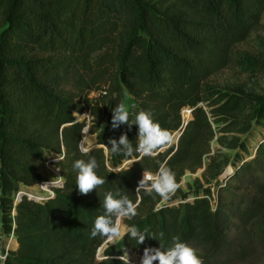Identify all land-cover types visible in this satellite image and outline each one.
<instances>
[{"label":"trees","instance_id":"16d2710c","mask_svg":"<svg viewBox=\"0 0 264 264\" xmlns=\"http://www.w3.org/2000/svg\"><path fill=\"white\" fill-rule=\"evenodd\" d=\"M263 13L264 0H0V237L12 236L16 244L0 264H125L115 247L103 251L108 261H97L107 239L91 236L109 191L138 203V214L123 223L147 230L143 244L122 239L127 251L139 257L146 247L166 251L175 238L196 247L204 264L247 260L250 230L264 219V141L250 159L239 154L233 163L226 156L218 162L209 154L214 140L248 153L244 142L226 136L249 133L252 121L264 130V96L241 88L220 92L207 80L232 65L234 47ZM252 65L247 69L264 74V65ZM125 93L132 101L129 124L139 111H150L177 135L154 156L134 152L131 166V158L103 146L121 134L136 146L135 125L111 126ZM183 109H191L187 121ZM83 114L89 124L78 119ZM86 127L95 142L89 150L80 148ZM93 157L105 184L81 195L73 164ZM45 163L58 169L61 181L38 201L30 187L46 181L38 170ZM161 164L179 184L186 172L204 168L210 179L228 166L225 180L252 195L237 201L221 187L229 200L213 208L210 188L191 199L179 188L168 201L136 193L143 171L155 173Z\"/></svg>","mask_w":264,"mask_h":264},{"label":"rangeland","instance_id":"374dc122","mask_svg":"<svg viewBox=\"0 0 264 264\" xmlns=\"http://www.w3.org/2000/svg\"><path fill=\"white\" fill-rule=\"evenodd\" d=\"M233 63L229 67L219 71L207 80V84L217 89L220 92L232 91L236 88H241L245 93H252L256 96H264V74H260L257 71L253 72L247 69L252 68V61L264 65V13L261 16L258 26L251 32L248 39L238 44L233 49ZM92 97L95 94H91ZM128 110L132 106L131 98L125 93L124 103ZM190 116L184 115L185 121L189 119ZM86 119L87 124H89L90 117L87 114L78 116V119ZM228 139L231 137L238 138L241 142H244L248 153L244 154L239 150L229 149L226 145H220L215 140L212 141L211 147L213 152L209 156H216L218 162L222 160L223 156L228 157L230 162H235L234 158L237 155H242L243 158L250 159L255 155L256 145L260 141H264V130L259 128L254 121L251 122L250 132L247 134L240 133V129L231 132L226 136ZM177 135L172 136V142L175 143ZM95 146L94 135H91L86 127L83 130V138L80 143V148L83 150H89ZM209 156L204 159L205 164L209 161ZM221 175L215 176L214 178L205 179L203 178L204 168L198 169L194 173L186 172L181 179L180 189L184 193L189 194L191 199L194 192H199L202 189L210 188L211 196L210 202L213 208H215L217 202L226 204L228 202V192L220 191L221 187H228L231 190L237 201L241 197L251 196L252 190L245 185L238 184L237 181L228 182L225 180L224 173L229 170L228 166L220 165ZM39 172L45 177L46 181L30 187V193L38 201H43V199L52 194L53 189L61 181V174L58 169L49 163H45L39 167ZM231 171V170H230ZM16 198V195H15ZM229 235L231 239L239 242L237 230L230 229ZM253 235V243L249 246L252 251L251 256L245 261H235L232 264H264V219L258 220L254 223L251 228ZM108 247H115L117 251L127 252L128 264H141L142 257H139L133 252L127 251L123 245L122 240L113 242L105 241L104 244L98 250L97 261L99 257L102 256L103 251ZM194 247V246H192ZM16 248V244L12 236L0 237V256L3 258L4 254L8 250H13ZM196 250L197 248L194 247ZM125 261L126 257H122Z\"/></svg>","mask_w":264,"mask_h":264},{"label":"clouds","instance_id":"9594fccd","mask_svg":"<svg viewBox=\"0 0 264 264\" xmlns=\"http://www.w3.org/2000/svg\"><path fill=\"white\" fill-rule=\"evenodd\" d=\"M122 124L137 127L136 146L133 147L126 134H121L118 141L110 139L108 141V144L111 145L110 148L106 145L103 146L111 154L123 153L126 157L131 158L127 161L130 166L137 162L133 155L134 152H138L141 157L154 156L172 142L171 133L161 128L160 124L153 119L150 111H139L135 115L134 124H129V111L125 104L121 103L112 110L111 126L113 129H117ZM73 167L78 170L76 187L81 195H87L105 184V179L97 175L98 164L94 157L87 161L76 160ZM117 171L116 169L112 170L114 173ZM179 188L180 184L176 181V174L166 164H161L155 173L148 170L143 171L135 192L143 191L149 195L155 192L164 201H168ZM103 208L104 214L95 219L91 232L92 237L99 235L114 243L127 236L135 240L137 244L144 243L148 237L147 230L142 232L135 225L129 226L123 223L125 219L131 220L138 214V203H133L127 195H120L119 192L114 195L109 191L105 195ZM122 256L126 257L125 264H128L127 252L125 251ZM99 259L108 261L109 257L104 255ZM141 264H204V262L194 247L174 238L172 247L166 251L161 250V247L144 248Z\"/></svg>","mask_w":264,"mask_h":264},{"label":"built area","instance_id":"2783aa9c","mask_svg":"<svg viewBox=\"0 0 264 264\" xmlns=\"http://www.w3.org/2000/svg\"><path fill=\"white\" fill-rule=\"evenodd\" d=\"M190 112H191V109H183V110H182L181 114H182V117H183V120H184V121H185V119H184V115H186V116H190ZM18 197H19V195L16 194V200L18 199Z\"/></svg>","mask_w":264,"mask_h":264}]
</instances>
